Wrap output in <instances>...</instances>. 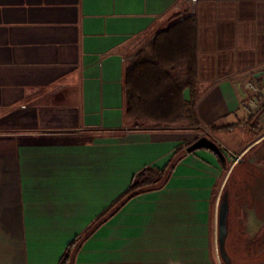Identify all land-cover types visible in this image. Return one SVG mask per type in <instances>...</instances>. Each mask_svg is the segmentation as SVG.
<instances>
[{"label":"crops","instance_id":"obj_1","mask_svg":"<svg viewBox=\"0 0 264 264\" xmlns=\"http://www.w3.org/2000/svg\"><path fill=\"white\" fill-rule=\"evenodd\" d=\"M188 15L202 126H134L126 61ZM250 80L264 84V0H0V264H60L136 173L202 135L228 151L229 168L207 149L187 152L165 186L101 224L74 264L250 259L264 236V186L237 179L228 194L238 170L264 169V112L255 135Z\"/></svg>","mask_w":264,"mask_h":264},{"label":"trees","instance_id":"obj_2","mask_svg":"<svg viewBox=\"0 0 264 264\" xmlns=\"http://www.w3.org/2000/svg\"><path fill=\"white\" fill-rule=\"evenodd\" d=\"M196 28L195 15L179 18L158 31L147 45L126 61V115L134 126H202L197 112L201 90L197 78ZM262 112L264 104L248 117L255 135L262 131L259 127V116ZM237 124L214 125L212 129L233 130ZM201 148L213 152L223 167L229 168V163L220 156L223 148L208 136L202 135L180 144L164 167L147 165L136 173L128 189L84 233L69 243L60 264H74L83 242L101 224L139 193L165 186L176 164L187 152ZM233 171L234 169L230 177Z\"/></svg>","mask_w":264,"mask_h":264},{"label":"rangeland","instance_id":"obj_3","mask_svg":"<svg viewBox=\"0 0 264 264\" xmlns=\"http://www.w3.org/2000/svg\"><path fill=\"white\" fill-rule=\"evenodd\" d=\"M149 38H147L146 42H142L140 45H137L134 50L132 51V56L135 55L141 48H143L145 45L148 44ZM148 41V42H147ZM130 57V58H131ZM258 165V164H257ZM254 166V168L251 171H244L242 169L238 170L235 174V177L233 178V181L229 185L228 194L229 191H232V186L235 184V181L238 179V185H243V181L247 178H249L251 181L250 183L252 186L256 189H261V186H264V177L262 174H264V169H261L260 167ZM260 166V165H258ZM241 180V183H240ZM239 185V186H240ZM262 186V187H263ZM260 195H257L258 201L260 200ZM243 200V198H242ZM234 264V263H233ZM235 264H264V236L260 239L259 243H257V250L254 256H252L250 259L247 258H239L236 260Z\"/></svg>","mask_w":264,"mask_h":264},{"label":"built area","instance_id":"obj_4","mask_svg":"<svg viewBox=\"0 0 264 264\" xmlns=\"http://www.w3.org/2000/svg\"><path fill=\"white\" fill-rule=\"evenodd\" d=\"M246 87L251 91V101L247 108L250 112H255L264 104V84L259 85L255 81L250 80L247 82Z\"/></svg>","mask_w":264,"mask_h":264},{"label":"water","instance_id":"obj_5","mask_svg":"<svg viewBox=\"0 0 264 264\" xmlns=\"http://www.w3.org/2000/svg\"><path fill=\"white\" fill-rule=\"evenodd\" d=\"M186 96L188 97L189 96V93L188 91L186 92ZM220 156L223 158V159H231V156L229 155L228 151H226L225 149H223L222 151H220Z\"/></svg>","mask_w":264,"mask_h":264}]
</instances>
